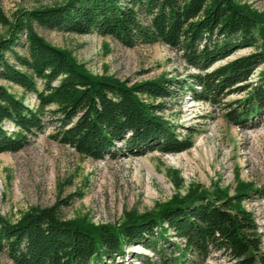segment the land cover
<instances>
[{
    "label": "trees",
    "instance_id": "trees-1",
    "mask_svg": "<svg viewBox=\"0 0 264 264\" xmlns=\"http://www.w3.org/2000/svg\"><path fill=\"white\" fill-rule=\"evenodd\" d=\"M33 23L74 34L96 32L126 46L161 42L200 73L188 74V84L160 76L128 85L94 75L40 36ZM242 46L253 51L213 67ZM261 64L264 16L235 0H64L29 10L0 39V153L21 149L27 134L43 128L51 105L58 125L52 137L93 160L115 148L185 150L190 138L178 136L158 114L162 101L183 97L193 81L201 90H191L192 97L211 103L246 92L226 104V116L239 126L254 124L264 113V69L256 84L249 79ZM13 86L34 94L36 109L12 92ZM156 99L161 101L153 103ZM5 122L17 131L5 130ZM186 130L193 132L190 126ZM258 194L250 183L238 184L231 195L218 187L191 189L150 211L127 213L118 227L67 219L60 213L68 203L63 200L33 208L15 223L0 217V253L13 264H105L124 254L123 244H138L152 252L142 255L143 264H202L217 254L232 264H264L258 226L241 205Z\"/></svg>",
    "mask_w": 264,
    "mask_h": 264
},
{
    "label": "rangeland",
    "instance_id": "rangeland-1",
    "mask_svg": "<svg viewBox=\"0 0 264 264\" xmlns=\"http://www.w3.org/2000/svg\"><path fill=\"white\" fill-rule=\"evenodd\" d=\"M62 1L0 0V39L12 31L24 12ZM235 1L264 16V0ZM33 28L46 41L69 53L91 74L114 77L128 85L160 76L188 84V74L200 73L161 42L126 46L96 32L74 34L36 23ZM25 35V32L20 35L21 42ZM16 50L22 51L19 46ZM251 51V46L238 47L213 67ZM263 69L264 64H261L251 74L250 84L257 83L258 73ZM190 85L191 90H201L194 81ZM10 90L23 96L24 102L36 109L34 94H21L17 86ZM191 90L185 91L183 97L163 100L165 107L158 111L173 124L178 136L189 137L192 143L189 148L174 153H163L154 147L139 151L115 148L112 155L106 153L102 159L93 160L52 137L58 125L51 112L54 105L47 107L40 131L27 134L21 149L0 153V217L15 223L33 208L66 200L68 203L60 206L63 217L118 227L127 213L150 211L175 195L183 196L188 190L209 192L218 187L231 195L238 184L250 183L260 194L241 201V205L251 212L264 250V113L254 124L239 126L228 120L226 104L242 100L246 92L232 93L219 103H211L195 99L189 94ZM144 99L147 98L144 96ZM160 101L152 100L153 103ZM188 126L193 132H187ZM3 128L8 132L17 131L10 122H5ZM171 234L170 230L166 232L167 236ZM123 250V255L105 264H143L142 255L152 257L149 249L138 244H123ZM0 264L13 263L6 254L0 253ZM202 264L232 262L217 254Z\"/></svg>",
    "mask_w": 264,
    "mask_h": 264
},
{
    "label": "built area",
    "instance_id": "built-area-1",
    "mask_svg": "<svg viewBox=\"0 0 264 264\" xmlns=\"http://www.w3.org/2000/svg\"><path fill=\"white\" fill-rule=\"evenodd\" d=\"M189 94H191V93H189Z\"/></svg>",
    "mask_w": 264,
    "mask_h": 264
}]
</instances>
